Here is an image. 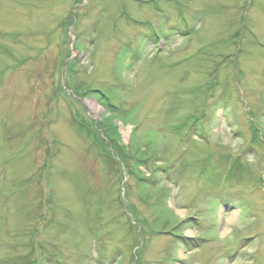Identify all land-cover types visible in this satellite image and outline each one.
I'll return each instance as SVG.
<instances>
[{
	"label": "rangeland",
	"instance_id": "rangeland-1",
	"mask_svg": "<svg viewBox=\"0 0 264 264\" xmlns=\"http://www.w3.org/2000/svg\"><path fill=\"white\" fill-rule=\"evenodd\" d=\"M0 264H264V0H0Z\"/></svg>",
	"mask_w": 264,
	"mask_h": 264
},
{
	"label": "trees",
	"instance_id": "trees-1",
	"mask_svg": "<svg viewBox=\"0 0 264 264\" xmlns=\"http://www.w3.org/2000/svg\"><path fill=\"white\" fill-rule=\"evenodd\" d=\"M79 128H80L81 131H85V126H84L83 124H80V125H79ZM86 131H87V130H86Z\"/></svg>",
	"mask_w": 264,
	"mask_h": 264
}]
</instances>
